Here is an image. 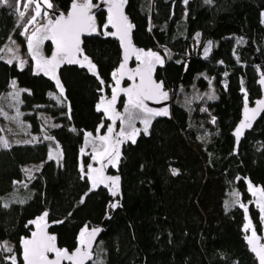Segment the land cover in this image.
Listing matches in <instances>:
<instances>
[{"label": "trees", "instance_id": "16d2710c", "mask_svg": "<svg viewBox=\"0 0 264 264\" xmlns=\"http://www.w3.org/2000/svg\"><path fill=\"white\" fill-rule=\"evenodd\" d=\"M50 1L55 12L66 14L77 0ZM125 4L134 44L163 58L154 76L175 99L147 134L119 144L118 165L107 171L119 177L114 200L112 185L91 189L81 167L86 135L106 134L110 120L97 106L111 100L113 73L122 61L108 15H98L97 32L82 43L80 56L95 65V73L67 63L57 70L61 93L27 56L22 30L28 16L20 17L19 0L0 3V56L14 37L27 58L20 65L0 57V99L13 81L25 89L23 119L42 135L38 143L0 149V243H11L22 264L20 243L35 230L34 221H43L58 248L69 252L81 246L82 231L103 227L91 264H257L245 225L249 219L252 231L264 237V217L251 193L252 185L264 190L252 177L264 168V115L238 145L232 132L244 103L261 97L255 62L264 68V0ZM51 51L49 40L48 58ZM207 89L217 98L183 102L184 92ZM52 143L60 160L50 158ZM31 164L39 167L28 173ZM9 255L0 250V264H12Z\"/></svg>", "mask_w": 264, "mask_h": 264}, {"label": "snow or ice", "instance_id": "6c2138e0", "mask_svg": "<svg viewBox=\"0 0 264 264\" xmlns=\"http://www.w3.org/2000/svg\"><path fill=\"white\" fill-rule=\"evenodd\" d=\"M47 6L49 8L52 7V4L45 0ZM187 3V0H184ZM210 2V0H208ZM2 4H9V0H0ZM28 5L36 3L35 8V16L32 17V20H35L36 16L40 15V6L36 0H27ZM126 3V0H118V2H113L109 7V17L108 23L112 25V27L117 29V33H121L119 38L122 43L126 42V49L127 47L131 46V41L128 39L129 32L133 27L130 23H128V19L126 16L123 15V5ZM13 5H9L12 7ZM92 8L91 0H83V3H73L71 13L68 17L60 15V17L53 23L51 20L49 21V25L51 28L48 31L51 33L50 35L46 34L44 36L38 37L37 34L34 32L32 37L29 38L28 46L30 49H34L33 55H36V51L38 50L39 44L44 39H51L56 43V55H53L51 59L44 61V67L42 70L44 71L45 75H49L51 72L52 79L56 80L57 87L60 88V92L63 93V86L60 84L59 79L55 75V69L59 66V64L67 61L68 63H80L79 60L76 59L78 53L81 52L80 49V33L82 31L88 30L92 31L95 29L93 21V17L90 16L89 10ZM20 17L25 15L24 11L19 12ZM116 33H113L115 35ZM35 41V44L33 43ZM135 51V50H134ZM141 55L148 57L142 61L143 67H138L135 69V75L140 76V84L138 86H134L133 88L123 89L125 94L128 97L127 107L125 108V112L128 113V123L129 127H132V122L136 118L142 117V122L145 125L144 131L147 133L148 125L151 123V120L156 116H167L168 110L167 108L161 110H154L149 108L147 104H145V100H156L159 102L160 99L166 100L168 98L167 92H164L163 89V82L156 83L151 78V73L154 69V63L163 64V59L157 54L153 52L143 53L142 50L137 54L136 58L138 60L141 59ZM207 55V52H205ZM84 60L88 62L90 70L95 73V65H92L90 61H88L87 57H84ZM127 61V55L125 56V64ZM11 63V61H9ZM125 64L121 65L120 72L123 74V69ZM83 66V65H81ZM37 67L41 68L39 60L37 61ZM113 76L116 77L117 73H113ZM134 77H130L132 79ZM264 84V79L260 81ZM103 83V81H101ZM117 85L119 84V80L116 81ZM13 87H15V82L13 81ZM117 95L116 90H113V96L110 101L105 102L104 100L101 101V104L97 106L98 111H103L105 113H109V118L113 120L115 123V119L119 116V113H115L114 105L116 103ZM258 107L256 109L251 110L253 116L257 112H259L262 108H264V100L257 102ZM120 119L123 121V117L121 116ZM247 120V114H246ZM213 122L215 120L213 119ZM102 126V125H101ZM250 127V123L245 124L242 123L240 128L237 129V137H239L241 130L246 127ZM113 129L111 127L108 128L109 135L100 137L102 142H109L110 136ZM139 130L134 129L133 131L125 134L123 131L119 133V135L124 136L126 135V139L130 140L132 143H135V135L138 134ZM91 136V133L88 134ZM121 141H117L120 143ZM7 142H4V147H7ZM115 153V155H113ZM98 155L106 156L109 160V163H113L115 166V161L119 159V152L115 148L112 151H109L108 148H104L102 153ZM96 159V157H93ZM91 172L96 173L99 172L101 174L100 178L98 179L96 176H91L92 180V188L95 189L98 183H104V180L107 179L112 184V195H117L119 191V177H103V168L101 169H92L89 166ZM27 171V170H26ZM83 171V168H82ZM173 174H178L176 169H173ZM108 185L105 184V187ZM262 196H264V190H261ZM237 196L239 194H236ZM6 206V205H5ZM112 207H117V204H112ZM240 207H244L243 204H240ZM246 210V209H245ZM264 211V207L261 208ZM47 216V213L39 218V220H43L44 217ZM37 227L40 228L39 221H34ZM251 227V223L245 225V231ZM87 231L85 229L80 234V245L73 254H69L66 249H59L55 245V236L48 235L43 230L38 235L37 233L32 234V239H25L23 240V260L26 264H60L62 259H67L73 261L74 264H84V261L87 259H91V238L95 237L99 229H93L90 233H88L89 239H85L84 233ZM248 243L252 245L251 250L256 254L259 260V264H264V245H260L259 247L255 243L258 239L255 230L253 229L251 236L246 237ZM0 248H4L6 251L11 252L12 249L7 246V244L0 245ZM55 253V259L49 260L47 253ZM8 259L11 260L12 264H17L16 257L11 256Z\"/></svg>", "mask_w": 264, "mask_h": 264}, {"label": "rangeland", "instance_id": "374dc122", "mask_svg": "<svg viewBox=\"0 0 264 264\" xmlns=\"http://www.w3.org/2000/svg\"><path fill=\"white\" fill-rule=\"evenodd\" d=\"M111 1H118V0H111ZM36 2H38L40 6V15L36 16L35 20L33 21L32 17L35 16L36 3L28 5L27 0H19V5L22 7V11H24L25 15L27 14L28 16V20L25 23V26L22 30V33L26 35L27 37V42L29 41V38L32 37V34L34 32L37 34L38 37L44 36L46 34L50 35L51 33L48 31V29L51 28V25H49V21L51 20L54 23L56 20V17L54 16L55 10L53 9V5L51 8H49L45 0H36ZM48 2L51 3L50 0H48ZM76 3H83V0H77ZM91 3L92 5H94L92 0H91ZM108 25L112 26L109 23ZM96 32H97V28L95 25L94 33ZM49 40L51 39H44L39 44L38 50H35L36 51L35 56L33 55L34 49H30L29 46L27 48V52H28L27 56L32 57V59L34 60L35 66L37 68V71L43 74H44V71L42 70V68L44 67V61L49 60V58L44 53V44ZM33 43L35 44V41H33ZM208 50H209V47H207L203 51V55H205V52L208 53ZM142 52L147 53L150 51H142ZM0 57L7 62L18 61L20 65L24 64L27 60V58L22 55L21 46L14 37L11 38L5 44ZM145 59H148V57H145L143 55H141L140 60L135 58L134 59L135 63H134L133 68L143 67L142 61ZM38 60L40 62L41 68L37 67ZM153 63H154V69L152 73L154 74L155 68L160 63H155V61H153ZM55 75L58 78L57 73H55ZM47 76L52 78L51 72H49V75ZM53 81L56 83V80L53 79ZM25 91H26L25 89L19 88L15 84V87H13L12 85V88L9 91H7L5 94H3V96L0 99V149L6 148L4 147V142H7L8 146H11L14 144H23V143L31 144V143H38L40 139L42 138V135L32 133L30 127L28 126L29 124L27 123V121L23 119L24 114L22 113V110H21V94ZM203 96H207V97L212 96L215 99L217 98L216 93L212 89H209V90L207 89L204 91H194V92H192L191 90V91L184 92L183 102L190 103L193 100L200 99ZM127 102H128V97L125 98L122 109L121 111H119V122L116 125L117 137H114L111 135L109 142L105 143L100 140V137L107 136V134L96 133L94 135L91 134V136H89L88 134L86 135L85 142L81 150V167L83 168V171L86 173L89 179L91 189L93 188H92V180L90 177L96 176L99 179L101 174L99 172H96V173L91 172L89 166H91L92 169L103 168V173H104V171H108L110 168H116L118 165V161H119V159L115 161V166H114L113 163H109V160L106 156H101L98 154L102 153L104 148H108L109 151H112L113 148L118 150V146L121 142L130 141L126 139V135L124 136L119 135L121 131H123L125 134H128L133 131V128L138 129L139 132L138 134L135 135V139H137L140 133H145L144 131L145 125L142 122V117L134 119L132 122V127H129L128 113L125 112V108L127 107ZM154 110H157V109H154ZM105 116L107 119L111 120L109 118L110 116L109 113H105ZM121 116L124 118L123 121L120 119ZM152 120H151V123H152ZM151 123L148 125L147 133L149 132ZM117 141H121V142L117 143ZM113 155H115V153H113ZM61 156L62 155H61V152L58 146L52 143L50 158L52 157L56 160H59ZM93 157H96V159H94ZM36 168H38V164H31L27 166V172L31 173L34 170H36ZM252 174H253L252 177L255 180H258L264 184V168L261 169L260 171L253 172ZM101 185H103V183H98L95 189L99 188ZM261 190H263V188L259 185L251 186V193L253 195L254 203L255 205H257V207L260 210L262 207H264V196H262ZM261 212L264 217V211L261 210ZM42 222L43 221H39L40 224H42ZM247 224H249V219L247 221ZM35 226L37 227L36 224ZM248 230L251 235L252 228L250 227ZM88 231L90 230H87L84 233V235H86ZM5 243L7 244L8 247L12 249L11 252L6 251L7 253L10 254L9 257L11 256L16 257V253L15 254L13 253V245L11 243L3 242V243H0V245L5 244ZM0 250H5V249L0 248Z\"/></svg>", "mask_w": 264, "mask_h": 264}, {"label": "water", "instance_id": "95a60500", "mask_svg": "<svg viewBox=\"0 0 264 264\" xmlns=\"http://www.w3.org/2000/svg\"><path fill=\"white\" fill-rule=\"evenodd\" d=\"M113 2H118V1L101 0V1H99L97 3H95L94 5H92V8L89 10V13H88L90 16L93 17L92 23L95 24L98 15L101 14V13H105L109 17V15H110L109 7H110V5ZM71 10H72V6H71L70 10L68 11V13L64 14L62 12L56 11V12H54V16L56 17V20L60 17V15L68 17L69 14L71 13ZM122 11H123V15L127 17L126 4L125 3L123 5ZM127 19H128V17H127ZM128 23H129V20H128ZM112 29H113V33H116L114 36L119 41V44H120V47H121V59H122V61H121L120 65H119V67L116 70L117 79L119 80V84L117 85V83H116V86L114 87V89L116 90V95H117L116 103L114 105V110H115V113H119L118 109H119V105H120L122 99L123 98H127V95L125 94L123 89L133 88L134 86H138L140 84V76L135 75V69H137V68H133L132 67L133 61L136 58L137 54L140 52V49L133 42L132 28H131V30L129 32V35H128V39L131 41V46L127 47V49H126V42L122 43L120 38H119L121 33H117V29L114 28V27H112ZM91 32L92 31L85 30V31H82L80 33V49L82 48V43H83L84 38L90 36ZM50 44H51V47H52V51H51V54L49 56V59H51L53 55H56V43L53 40H50ZM81 54H82V49H81V52L77 54V56H80ZM126 55H127V61H126V64H125V56ZM67 63L68 62L65 61V62L59 64V66L56 67V69L59 70V69L63 68ZM122 64H125V67L123 69V74H121V72H120ZM255 65L258 67L257 71H256L257 78H258L257 79V86L261 90V97L259 99H257L253 104H249L248 102L244 103L243 108H242V112H241V119L236 124V126H235V128H234V130L232 132V135L234 136L237 145L244 138L245 134L250 132L256 126V124L261 120L262 116L264 115V108H262L259 112H257L255 114V116H253V113L251 111V110L256 109L258 107V104H257L258 101L264 100V84H262L260 82L262 79H264V68L259 65V61L258 60L255 62ZM130 77H134V78L130 79ZM151 78H152L153 81L158 83L157 80L155 79V76H154L153 73H151ZM162 90L164 92H166L164 90V88ZM167 94H168V98L166 100L160 99L159 102H157L156 100H151L150 99V100H145V104H147V106L149 108H152V109L161 110V109L167 108V110L169 111L170 108H171V104L174 101L175 97H170L169 93H167ZM112 96H113V94H112ZM112 96H111V99H112ZM246 114H247V120H246ZM118 122H119V116L116 117L115 123H113V120L111 119L110 123L108 125V128L111 127L113 129L111 135L114 136V137H117V127H116V125H117ZM242 123H245V124L250 123V127L249 126L244 127L241 130V133H240L239 137H237V134H236L237 133V129L240 128ZM108 128L106 130V134L107 135H109ZM103 177L106 178V177H111V176L107 173V171H104ZM103 184H104V186H105V184H107L110 187L112 185L111 182L108 181L107 179L104 180ZM115 199H116V195L114 196V200ZM111 208H112V204H111L109 209H111ZM97 229H99V231L97 232L96 236L91 238V241H92L91 249H90V251H91V259H87L86 261H84V264H91L94 261V259H95V256H96L95 255V249H96V246H97L98 242L100 241L101 234H102V231H103V227H100V228H97ZM42 230L44 232H46L48 235H52L50 233L49 224L47 222H44V223L40 224V228L36 227L35 230L33 231V233H37L39 235ZM91 231L92 230H90V231H88L86 233V235H85V239L86 240L89 239L88 233H90ZM32 234L27 239H32L33 238ZM255 243L257 244L258 247L260 245H264V238L263 237H258V239L255 241ZM55 245L58 248V246L56 244V240H55ZM246 245H247L250 253L254 256L257 264H259L258 257L251 250L252 245H250L248 243L247 239H246ZM20 249H21V261H22V264H26V262L23 260V256H22L23 240L20 243ZM75 251H73V252H69L68 251V253L69 254H73V253H75ZM47 256H48L49 260H54L55 259V253H51V252L47 253ZM60 264H74V262L70 261V260H67V259H62Z\"/></svg>", "mask_w": 264, "mask_h": 264}, {"label": "crops", "instance_id": "0c3cea01", "mask_svg": "<svg viewBox=\"0 0 264 264\" xmlns=\"http://www.w3.org/2000/svg\"><path fill=\"white\" fill-rule=\"evenodd\" d=\"M92 32L94 33V30H93ZM76 58L80 61V63H77V64H79V65H83L84 67H87V68L90 69L88 62L84 60V57H83V56H77ZM88 61H89V60H88ZM83 62H84V64H83ZM92 72H93V71H92ZM55 73H57V69L55 70ZM59 90H60V89H59ZM104 101L107 102V101H110V100H108V99H104ZM23 144H25V143H23ZM60 159H61V158H60ZM60 159H59V160H60ZM38 167H39V164H38ZM36 169H38V168H36Z\"/></svg>", "mask_w": 264, "mask_h": 264}]
</instances>
